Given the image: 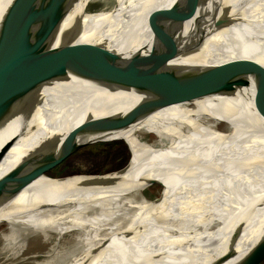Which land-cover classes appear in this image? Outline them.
Masks as SVG:
<instances>
[{
	"label": "bare ground",
	"instance_id": "1",
	"mask_svg": "<svg viewBox=\"0 0 264 264\" xmlns=\"http://www.w3.org/2000/svg\"><path fill=\"white\" fill-rule=\"evenodd\" d=\"M10 1L0 0V26ZM113 1L108 11L98 13H86L84 2H78L62 18V28L80 27L76 42L104 39L128 54L154 45L148 26L180 0ZM181 15L170 41L197 63L264 70V0H196L187 18ZM251 90L252 85L232 96L210 95L145 110L104 140L131 139L144 153L137 164L109 175V184H81L93 176L62 181L40 176L0 205V223L39 233L83 230L86 246L66 264H207L231 243L235 255L222 264H238L264 228V119L245 96ZM0 93L5 97L0 100V177L88 118L134 101L117 104L114 99L130 97V91H111L76 77ZM143 129L158 134L162 143L140 139ZM220 170L219 180L228 188L217 199L193 206L162 201L164 185L174 179ZM151 179L163 185L160 198L133 203L129 195L149 186ZM91 208L129 212L122 216L124 223L116 221L120 214L115 213L113 218H83Z\"/></svg>",
	"mask_w": 264,
	"mask_h": 264
},
{
	"label": "water",
	"instance_id": "2",
	"mask_svg": "<svg viewBox=\"0 0 264 264\" xmlns=\"http://www.w3.org/2000/svg\"><path fill=\"white\" fill-rule=\"evenodd\" d=\"M92 1L11 0L0 26V90L40 89L76 77L111 91H130V97L115 98L117 104L134 101L128 107L120 108L122 110L88 118L63 139L23 158L0 177V205L43 175L60 181L77 175L94 177L82 185L113 182L108 176L124 173L132 161V153L125 165L109 172L62 176H52L49 172L81 148L104 142L111 133L128 126L139 114L154 106L210 95L232 96L237 90L252 85V90L245 96L251 99L254 110L264 119V70L199 64L171 43L173 26L181 14L186 17L191 13L196 0H180L160 11L154 23L148 26L154 45L149 49L137 48L128 54L112 49L104 39L76 42L82 29L73 25L62 28V18L78 2H84L86 13L100 12L87 10ZM18 17L21 20L12 24ZM178 59H184L186 63H178ZM1 96L0 93V100L5 98ZM147 182L162 189L163 185L156 179ZM234 245L231 243L224 254L207 264H222L234 256ZM253 260L256 264L264 260V228L238 264Z\"/></svg>",
	"mask_w": 264,
	"mask_h": 264
},
{
	"label": "rangeland",
	"instance_id": "3",
	"mask_svg": "<svg viewBox=\"0 0 264 264\" xmlns=\"http://www.w3.org/2000/svg\"><path fill=\"white\" fill-rule=\"evenodd\" d=\"M113 4V0H93L88 4L87 10L90 12H98L110 8ZM226 127V124H220V128L226 129ZM150 133L143 129L139 131L138 136L140 139L152 145L162 143V138L158 134ZM130 140L120 139L98 142L81 148L62 164L50 171L49 174L52 176H62L75 173L100 174L113 171L125 165L130 153H132L133 158L130 162V168L144 158V153L141 150L140 152L135 143ZM222 171L220 170L202 176L193 173L174 179L168 185H164L166 190L164 191L162 201L185 206L203 204L207 200L213 201L228 188L219 180ZM175 180L178 183L174 184ZM161 190L163 191V186L161 189L159 185L152 184L138 190V192L131 193L128 198L133 203H137L138 200V203L142 201L151 203L160 198L162 194ZM135 193L137 194L135 195ZM125 211L129 212V210L122 208L117 213L115 211L102 213L95 208H91L84 211L83 218H91L94 216L110 218L115 213L120 214V216H117L116 221L124 223L125 218L122 216L126 215ZM115 216H112V218ZM112 218L107 223H111L113 221ZM107 225L110 224L108 223ZM198 229H201V227H198ZM83 233V230L77 231V229L65 230L63 232L50 231L49 233H39L30 229L27 230L22 226H13L8 222L0 223V264H66L73 256L79 255L85 248L86 241L83 239ZM75 247L77 248L74 249ZM261 264H264V260Z\"/></svg>",
	"mask_w": 264,
	"mask_h": 264
}]
</instances>
